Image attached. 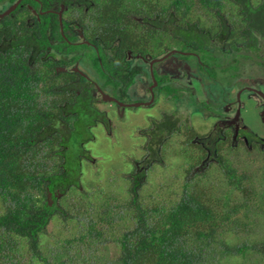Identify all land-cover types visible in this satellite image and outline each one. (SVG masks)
Wrapping results in <instances>:
<instances>
[{
    "label": "trees",
    "instance_id": "16d2710c",
    "mask_svg": "<svg viewBox=\"0 0 264 264\" xmlns=\"http://www.w3.org/2000/svg\"><path fill=\"white\" fill-rule=\"evenodd\" d=\"M2 1L4 9L16 0ZM61 4L64 36L67 20L77 22L97 45L100 76L54 69L64 63L49 56L74 49L58 15L46 12ZM172 50L222 81L240 57L264 65V0H20L0 19V264H264V200L252 205L253 179L228 157L230 139L192 143L187 130L175 154L183 181L154 186L144 178L180 129L162 116L144 147L146 165L119 176L125 197L83 182L102 118L92 84H111L116 95L131 77L128 52L158 58ZM56 219L68 224L58 238L49 229Z\"/></svg>",
    "mask_w": 264,
    "mask_h": 264
},
{
    "label": "rangeland",
    "instance_id": "374dc122",
    "mask_svg": "<svg viewBox=\"0 0 264 264\" xmlns=\"http://www.w3.org/2000/svg\"><path fill=\"white\" fill-rule=\"evenodd\" d=\"M83 45L84 44L74 47V55L78 57L80 52H83L85 55H87V52L90 53L86 64L90 65L88 68L92 69V71H89L88 69L84 70L90 75L98 76V68L94 64L95 52ZM227 58H230V56L228 55ZM79 59L82 58L79 57ZM84 60H87V57H85ZM193 65L191 58L184 59L175 54L171 56L169 55L166 59L157 64L160 72L168 73L172 79V85L178 87L180 84H183L182 86L186 87L185 91L179 92V94L181 97L189 98L187 102L175 98L176 95H178L177 91L173 89L169 91L164 88L165 90L162 91V93L166 99H163L162 95H160L159 101L152 105L153 108L144 106L135 108L127 107L124 115L120 113L122 112L121 108L118 109L116 106L115 108L111 107L106 104V101V103L104 101L98 103V107H100L102 112V118L100 124L95 126L96 128H94V130L92 129L95 136L87 144V149L92 156V159L84 163L85 172L82 174L83 182L86 183L87 186L93 185V188H95L97 185H102L104 188L107 187V190L116 191L117 193H120V196L125 197L126 187L124 189L122 188L125 184H123L119 176L130 175L129 172L135 163L139 167L146 165L145 162L147 159H150L149 154L146 155L144 150L149 139L148 137L150 136L148 133L154 128V124L162 121V116L168 117L172 121H176L177 126L180 129L178 132L169 136L170 139L166 140L169 141V147L166 149L164 154L165 157H162V161L160 162L162 165L158 162H153V167L147 172L144 179L148 180L149 183L154 184V186L158 185V182L171 184L172 181L174 183H181L183 181L184 176L180 177V175H178L179 173L177 174L179 165H181V162L178 161L180 160V157L175 155L179 150L177 144L180 142L179 140L184 139L185 135L189 134L187 133V130L192 134H195V137L204 138L213 134V131L219 132L220 129H223L221 125L214 126V123H211V120L207 118L209 113L206 110H203L201 113L199 111H194L197 104L192 98L193 94L202 96L199 94V91L203 90L207 92L204 97L206 98V95L209 92L215 94L213 91H217V93H219L218 90H221V86L216 85L215 83L212 84V80L209 79L205 71L195 69L193 68ZM83 66L84 65L81 63L80 67L83 68ZM231 66V70L236 72L235 79L239 82L244 83L243 77L250 74L257 77L251 78V82H256V79H261L262 82L264 81V65L261 63L259 64L257 59L253 56L248 58L240 57V61L238 62L239 69L234 65ZM229 71L230 70L227 72ZM147 83L148 78H143L141 80V84L139 83L140 88L138 87V92L134 97L146 94L145 87ZM172 88L174 87L172 86ZM181 88L184 89V87ZM192 90L193 92H191ZM132 91V89L130 91L128 90V93L133 95ZM157 91L158 88L156 89V94ZM134 92L136 91L134 90ZM167 96L170 99H167ZM156 99H158V97ZM247 103V108L242 113L243 122L246 124L249 132H255L257 133V136H261L260 138H262V136H264V124L258 116L257 107H255L256 102L254 100H248ZM203 106L208 110L212 109L213 104L211 103L207 106ZM210 111L211 110H209V112ZM104 119L106 120L105 122L103 121ZM211 119L213 120V117H211ZM249 132H246L245 135H250ZM230 135H232V133ZM197 137L192 140V143L197 142ZM228 139L230 138L228 137L227 140ZM256 142L259 141L255 140L253 144ZM230 145L235 149L232 150L228 157L237 164L239 169L247 170L248 175L253 179L252 186L249 182L245 183L246 180L243 182V186L246 188L248 186L253 187L252 190H254L256 195H259V197H256L255 194H253L251 197L252 205L259 210L257 204L262 203V200H264V151H262L264 145L262 146V144L256 143L254 149H252L243 142V139H241L236 145L231 141ZM108 177L111 179H108ZM109 182L112 185L108 184ZM174 187L176 189L179 187V184H175ZM236 192L235 198L239 196L240 190H237ZM263 207L264 206H262V208ZM261 216H259L257 223L259 222L258 226L261 227V229H264V223L260 219ZM67 226L68 224H64L62 220L56 219L51 223L49 229L52 230V233L54 232V234H57L58 238L65 233ZM257 234L264 236L262 231ZM68 237H70V235ZM256 238L259 237L256 236Z\"/></svg>",
    "mask_w": 264,
    "mask_h": 264
},
{
    "label": "flooded vegetation",
    "instance_id": "af4514ba",
    "mask_svg": "<svg viewBox=\"0 0 264 264\" xmlns=\"http://www.w3.org/2000/svg\"><path fill=\"white\" fill-rule=\"evenodd\" d=\"M18 1L20 0H16L14 3L10 4L4 9H2V5L6 4V2L4 1L0 2V14H2L5 10H7L10 6H12ZM66 9L67 7L64 4H61L60 8L58 9L54 7L53 9L46 10V12L51 11V12H55L58 15L59 25H60V17H59V13H60L61 20H62V30L60 26V31L63 36L65 35V29H64L62 16H63V12ZM32 11L34 13L44 12L41 9L39 11L32 9ZM10 13L6 15H9ZM4 16H0V19L3 18ZM67 22H68L67 27H66L67 36H64L67 44L73 47L81 45V44H86L92 47L93 48L92 50L95 51L96 54L98 55L99 50L97 48V45L89 41L86 38L82 28L79 27L78 23L75 22L74 20H69V19L67 20ZM74 53H75L74 49L70 50V52H67V54L61 53V51L57 52V50L54 51V55L51 54L49 56L50 60L52 58L53 59L52 61L54 63H59V62L64 63L63 65H55L54 69L57 72L74 71L76 73L82 74L83 76L90 75L86 70H84V69H88L89 71H92V69L88 68L90 65L86 64L88 62V59H89L88 56L90 53L87 52V55H85L83 52H80L78 54V57H81L82 59H76V60H74V58L76 57ZM106 53L109 56H111L112 54L110 50H107ZM85 57H87V60H84ZM166 58L167 57L163 58L162 60L153 62V59H156V58H145L140 54L133 55L130 52H128L126 56V61L128 62V65L125 66V69H126L125 71H126V74L131 76L127 78L129 84H127L126 86L124 83L117 85L116 87L117 94L114 95V87H112L111 84L102 85V84H99L98 82L95 84L94 83L92 84L90 82V84H92V89L90 90L91 94L95 97L98 103L99 102L101 103L103 101L105 102L98 88H100L101 91H103L104 93L109 94L110 96L116 98L118 102L106 101L107 103L106 102L105 103L114 108L115 106L118 109L121 108L122 112L120 113L122 115L126 113L125 110L127 107H134V108L141 107V106L152 107V105L155 102L159 101L160 95H162L163 99H166L163 93L160 92L159 86L164 85L165 82L169 83L170 85H172L173 83L168 73L160 72L157 67V64ZM81 62H82V65L85 66V68L84 66L83 68L80 67ZM101 67L102 69H106L104 71L107 72L108 65L107 66L102 65ZM218 71H220L221 73V69L216 70V72ZM229 72H227V75L223 74L225 75V79L223 81L221 80V77L219 75H218L219 77H217L213 74L212 76L209 77V79L212 80V84L215 83L216 85L221 86L220 87L221 90H218L219 93H217V91H214L215 94H211L212 97L206 95L207 96L206 98H204L205 94L203 92L201 94L202 97L200 96L199 98H197L198 96L196 94L192 95L193 100L198 106V107L196 106L197 107L196 110L199 111L200 113L203 112V110H206L209 113V115H207L208 116L207 118L211 120V123H214L213 124L214 126L221 125L223 128V129H220L219 132L213 131V134H211L209 137H204L202 139L206 140L207 138L208 139L211 138L214 141H219L221 139H227L229 137L232 140V143L234 145H236L237 143L241 141V139H243V142L252 149H254V146L256 145V143H260L263 146L264 136L260 138L261 136L260 137L257 136V133L249 132V129L247 128L246 124H244L243 122L242 113L247 108L246 105L249 103V102L247 103V101L254 100L256 102L255 107H257L258 116L259 118H261V121L264 124V81L262 82L261 79H256L255 80L256 82H251V78H257V77L250 74V75H245V77H243L244 83L239 82L235 79V74H232ZM155 75L157 76V78ZM163 77H164V81H163L164 84L159 83L158 80L159 81L162 80ZM143 78L145 79L148 78V83L146 84V87H145L146 94L139 96V97H134V95H136L138 92L137 90L138 87L140 88L141 80ZM182 85L183 84H180L178 87L174 85L172 86L177 88V92L179 94V92L185 91L186 87ZM181 87H184V89ZM157 88H158V91L156 94ZM131 89L133 90L132 91L133 95H130V93H128V90L130 91ZM134 90L136 92H134ZM191 92H193V90ZM157 97L158 99H156ZM167 99H170V98L167 96ZM188 99L189 98L187 97L186 98L183 97L184 102H187ZM119 102H121L122 104H119ZM134 103H137V105L134 106ZM211 103L213 104L212 109L207 110L204 108L203 105L207 106ZM98 109L100 110V108ZM209 110L211 111L209 112ZM211 117H213V120L211 119ZM161 127L162 126H159L158 123L154 124V128L148 133L150 135L149 137H152L153 134H155V131H160ZM246 132H249L250 135H245ZM231 133L232 135H230ZM255 140L259 142H256L253 144ZM262 151H264L263 148H262Z\"/></svg>",
    "mask_w": 264,
    "mask_h": 264
},
{
    "label": "water",
    "instance_id": "95a60500",
    "mask_svg": "<svg viewBox=\"0 0 264 264\" xmlns=\"http://www.w3.org/2000/svg\"><path fill=\"white\" fill-rule=\"evenodd\" d=\"M18 3H19V1L16 2L15 4H13L12 6H10V7H9L7 10H5L2 14H0V16H4V15L10 13L12 10L15 9V7L18 5ZM59 17H60V26H61V30H62V20H61L60 13H59ZM176 52H177L176 50H172V51L166 53L165 55H163V56L160 57V58L153 59V62H154V61H158V60H162L163 58L168 57L169 55H171V54H173V53H176ZM184 54H187V53L184 52ZM154 83H156V82H154ZM98 89H99V91H100L101 94H102L103 100H105V101H114V102H118V101L116 100V98L110 96L109 94L104 93L103 91H101L100 88H98ZM119 104H122V103L119 102ZM136 105H137V103H134V106H136Z\"/></svg>",
    "mask_w": 264,
    "mask_h": 264
}]
</instances>
